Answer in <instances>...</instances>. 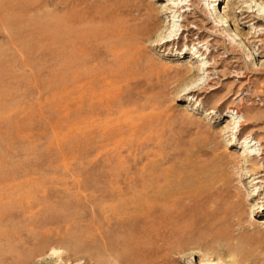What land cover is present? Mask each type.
I'll return each instance as SVG.
<instances>
[{
	"label": "rangeland",
	"instance_id": "rangeland-1",
	"mask_svg": "<svg viewBox=\"0 0 264 264\" xmlns=\"http://www.w3.org/2000/svg\"><path fill=\"white\" fill-rule=\"evenodd\" d=\"M176 2L193 10L0 0V264H127L143 247L173 264H264V246L238 239L251 211L264 228V184L238 167L247 136L264 139V46L219 24L239 7V32L264 43V0ZM233 105L260 124L238 139Z\"/></svg>",
	"mask_w": 264,
	"mask_h": 264
},
{
	"label": "bare ground",
	"instance_id": "bare-ground-1",
	"mask_svg": "<svg viewBox=\"0 0 264 264\" xmlns=\"http://www.w3.org/2000/svg\"><path fill=\"white\" fill-rule=\"evenodd\" d=\"M167 1H168V4L166 3L167 5L165 4L164 6H162V9L163 8L166 9L165 10L166 13H170V14L171 13H174L173 10H176L177 9V11H175V12L181 14V13H183L182 10L185 9V7H190L191 8V11L193 10L192 6H194V4H186V5L184 4L182 7L179 4L177 5V2L176 1L180 2V4L182 5L183 2H184V0H167ZM215 1H219V0H215ZM175 2H176V4H175ZM189 2H191V1H189ZM172 8H175V9H172ZM225 9L226 8H224L223 10H225ZM229 9H230V12H231L230 15L229 14L226 15L227 12H224L223 14H220V12H219L220 17H222V18H220V21L221 22L219 24L223 27V29H222L223 35L224 34L225 35L228 34L226 36H234V37L238 38L236 40H238L239 43L241 45H243L245 48H247L248 50H252L250 48L251 47L250 46L251 43L260 44V48L259 49H261V47L264 46V43H263V41L260 38H258L259 36L253 35L251 33V31L244 32V33L239 32L238 26L236 24L237 22L234 20V17H232V18L230 17L231 15L234 16L236 13H242V11L238 10L239 7L234 9V6H232V7L229 6ZM186 11H188V10H185L184 13H186ZM140 13L141 12H139V14ZM249 13H253V12H249ZM216 18H219V16L215 17V19ZM254 20H256L257 22L258 21H262L259 18H254ZM254 20H251V21L252 22H255ZM223 21H224V23H229V24L226 25V26H223V24H222ZM257 22H255V23H257ZM219 24H218V26H220ZM83 25H84V23L82 21H79L77 24H75L78 32H82V30L84 28ZM148 27H149V25L148 24H145V22H143V24H142V30L139 29V28H137V27H135L134 30L144 31L145 32V29L148 28ZM231 33H233L234 35L231 34ZM170 37H168V38L167 37H163V40H161V41L159 40L158 43H156L154 45L155 46L165 45V44L170 43V42H172V41L175 40V39L174 40L170 39ZM83 43L84 42L80 43L77 47H74V48H69V49L67 48L68 50L66 52V59H68V58H70V57H72L74 55L77 56V57H80L82 55L83 51H84V45H83ZM203 51L205 52L206 49L203 50ZM247 57L250 58L248 54H247ZM207 68H210V66L209 67L207 66ZM246 69L248 70L249 69V66H247ZM236 77H238V75ZM241 77L242 76H239V78H241ZM216 88H211V90H214ZM195 91L196 90H194V89L190 90V92L189 91L187 92L186 90H184V93H182L181 96L190 95L192 92H195ZM229 108H230V110H233L234 109L236 111V114L237 115H241L242 112H244V121H243V123L240 124V126L238 128V131H233L232 132V134L235 136L236 139H238V137L241 135V131L245 130L247 127H250V126L258 127V126H260L259 123L252 122L253 120H251L249 118L250 116H249V114H248L247 111L245 112L242 109H237L234 105L231 106V107H229ZM226 121H227L226 122V125L222 127L223 133H226V134L231 133L230 131H231V129L234 128V126L236 125V123H240V122H236V120L234 119L233 116L231 118H229L228 120H226ZM258 131L259 130H253L252 133H251V135L250 136H247L246 141L243 143V145H245L244 146L245 150L243 151V153L241 154L240 158L238 159L239 160V163L242 162V164H238V167L239 166L241 168H242V166H247V167L248 166H251L252 167L253 172H251V174H249V175L255 177V179H254L255 182H256L255 185H257V184H264V153H261L260 155L258 154L259 156H256V155H252L251 154L252 152H250L251 149L255 148L258 144H259V147H261L263 149L262 150L260 148L261 151H264V139L260 137L261 134ZM257 139H259L258 142H257ZM248 140H250V141L248 142ZM258 195H259V193H257V194L252 193L251 194V197L258 196ZM254 213H255L254 211H251L250 214H248L249 227L248 228H244L242 230L244 232L238 236V239H240L241 241H243L245 243H249V244L255 245L257 247H262V246H264V228H263V226H260L257 222H255L254 220H252ZM256 213L257 214H260V212H258V211ZM208 216L210 217L209 219H211V221H212V223L210 224V228H209L210 232L212 233V232H215L214 231L215 230V227H216L215 225L217 224L216 223L217 222L216 215H211L210 216L208 214ZM257 216L258 215H255V217H257ZM215 233H217V232H215ZM212 236H216V235L215 234L213 235V233H212ZM174 244H175V242H173V241H171L169 243L170 247H172V248H173V245ZM138 245H140V244L138 243ZM138 245H136V246H138ZM145 248L143 247V250H139V248L134 249L132 251V254L130 255V258H128L127 264H173V263H176V262H173L167 256L166 253L165 254L164 253L162 254L159 251L160 253L158 254V253H154L155 251H153V250L152 251L151 250L149 251V249H148V251H145V250H147ZM53 254H57V252H53ZM219 262L220 263L223 262V264H238L239 263V261H237L236 256H235V257H230L229 260L221 259V257H220V259H218L217 262L215 260H211V258L207 257V258H205V259L202 260L201 264H219Z\"/></svg>",
	"mask_w": 264,
	"mask_h": 264
}]
</instances>
